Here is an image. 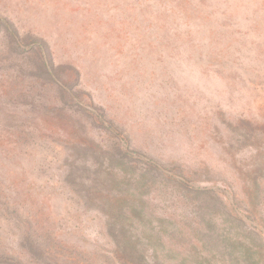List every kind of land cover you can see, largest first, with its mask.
Returning <instances> with one entry per match:
<instances>
[{
	"label": "rangeland",
	"instance_id": "374dc122",
	"mask_svg": "<svg viewBox=\"0 0 264 264\" xmlns=\"http://www.w3.org/2000/svg\"><path fill=\"white\" fill-rule=\"evenodd\" d=\"M102 152L120 172L92 173ZM143 171L171 222L157 264L206 238L193 184L236 247L187 264H264V0H0V264H135L105 239L104 178Z\"/></svg>",
	"mask_w": 264,
	"mask_h": 264
},
{
	"label": "trees",
	"instance_id": "16d2710c",
	"mask_svg": "<svg viewBox=\"0 0 264 264\" xmlns=\"http://www.w3.org/2000/svg\"><path fill=\"white\" fill-rule=\"evenodd\" d=\"M126 154V152L122 154L102 152L99 155L101 157L98 159V164H96V167H98L97 169L92 172V167H86L84 164H81L79 167L76 166L72 168V170L66 175V179L73 182L81 189H84L85 187L82 185V179L91 175L87 174L86 171L95 174L98 169L102 167L104 168L106 164L105 167L109 169L108 173L115 172L117 174L120 172L118 156L122 158ZM146 168L148 170L154 169V164H148L146 165ZM146 174L147 172L143 171L133 183L131 181H126L124 184L122 182L111 180L107 174L104 178V183L108 184L110 189H112V192L110 190L107 192L111 194L104 198V203L106 204L108 201H114L107 203L109 215H105V218L103 216V224L107 229V233L104 234L105 239L107 244H111L113 254L118 260H127L135 264L148 261L157 264L167 250H170V247L166 246V244L169 243L170 245L171 242V232L170 230H167L171 225V222L162 225L159 223L158 226L154 223V221L157 220V217H154L155 213L150 206V201L145 198V192L143 190L148 181ZM186 189L182 190L183 196H187L185 192L194 195L189 190H197L195 194L197 200L194 206L196 209V218L194 221H189V223L196 224L195 232L201 228L206 238L202 239L199 237L198 240L201 241V247L191 245L184 248V255L178 250L183 259L178 260L176 264H184V262L187 264L191 261L193 256H195V254L192 253L193 247L197 248V250L204 251L205 249L214 246L217 242L216 237H218L222 244L235 248L236 246L233 242L220 238L215 231L216 228L213 221V216L215 214L214 199L217 201L219 200L218 197L221 196H219L216 191L215 194H213L209 189L200 188L194 184ZM200 195H203L204 200L199 199ZM80 199H83L82 202L85 204L90 198L82 196ZM161 220H166V218H162ZM197 224L200 226L197 227ZM174 230L178 232L181 240L184 238L183 235H186L184 228L174 227ZM215 233L216 235H214ZM248 234L252 235V238L254 239L257 237L256 235H253L254 233L252 232H249ZM259 239H262L261 236H259ZM36 244L39 245V241H37ZM231 256L234 257V259L243 258L241 251L239 254H232ZM252 263H255L254 260ZM160 264H163V262L161 261Z\"/></svg>",
	"mask_w": 264,
	"mask_h": 264
}]
</instances>
